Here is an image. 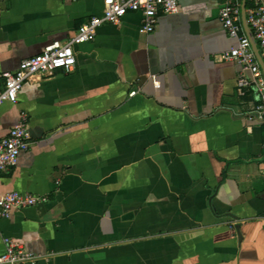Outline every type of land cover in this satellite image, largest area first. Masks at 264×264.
<instances>
[{
  "label": "crops",
  "instance_id": "1",
  "mask_svg": "<svg viewBox=\"0 0 264 264\" xmlns=\"http://www.w3.org/2000/svg\"><path fill=\"white\" fill-rule=\"evenodd\" d=\"M224 2L179 0L152 31L142 11L103 23L73 69L36 74L1 105L0 139L22 112L31 139L0 170V194L46 200L0 219V253L9 239L34 255L25 264H264L261 96L239 93L243 67L221 57L236 44ZM103 8L0 0V90L5 71Z\"/></svg>",
  "mask_w": 264,
  "mask_h": 264
},
{
  "label": "built area",
  "instance_id": "2",
  "mask_svg": "<svg viewBox=\"0 0 264 264\" xmlns=\"http://www.w3.org/2000/svg\"><path fill=\"white\" fill-rule=\"evenodd\" d=\"M103 12L94 15L81 23L77 33L65 43L54 42L47 45L39 53L23 59L19 67L13 71H5L4 88L0 90V107L5 102L16 103L26 80L32 76L52 75L57 69L69 71L76 63L74 46L91 41L98 27L103 23H120L129 11H142L143 28L152 31L160 13H176L179 11V0H102ZM240 1L225 0L220 7L219 17L228 35L236 39V44L223 51L221 57L225 61H233L243 67L244 72L237 79V91L243 93L251 85H255L261 96L260 102L252 109L258 120L264 121V75L259 61L244 32L240 20ZM247 21L252 30L261 54L264 56V1L254 0V5L247 11ZM250 73V76L246 74ZM132 94V93H131ZM31 132L27 124V116L21 113L20 119L13 124L7 135L0 139V170H6L17 164L19 155L30 146ZM264 165V157L262 158ZM46 200L45 197L18 191L0 194V219L9 218L16 209L32 206ZM6 249L0 253V264H25L34 262L35 257L22 245L6 239Z\"/></svg>",
  "mask_w": 264,
  "mask_h": 264
},
{
  "label": "water",
  "instance_id": "3",
  "mask_svg": "<svg viewBox=\"0 0 264 264\" xmlns=\"http://www.w3.org/2000/svg\"><path fill=\"white\" fill-rule=\"evenodd\" d=\"M245 4H246V0H243V22H244V26H245V31L246 34L250 40L251 46L256 54V57L260 63V67L262 69V72L264 74V60H263V56L258 48L257 42L253 36V33L247 23V16H246V8H245Z\"/></svg>",
  "mask_w": 264,
  "mask_h": 264
}]
</instances>
